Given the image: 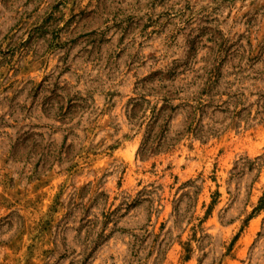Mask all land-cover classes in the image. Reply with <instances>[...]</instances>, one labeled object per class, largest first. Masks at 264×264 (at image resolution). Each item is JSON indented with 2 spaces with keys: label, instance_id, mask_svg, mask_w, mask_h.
<instances>
[{
  "label": "rangeland",
  "instance_id": "1",
  "mask_svg": "<svg viewBox=\"0 0 264 264\" xmlns=\"http://www.w3.org/2000/svg\"><path fill=\"white\" fill-rule=\"evenodd\" d=\"M0 264H264V0H0Z\"/></svg>",
  "mask_w": 264,
  "mask_h": 264
},
{
  "label": "trees",
  "instance_id": "2",
  "mask_svg": "<svg viewBox=\"0 0 264 264\" xmlns=\"http://www.w3.org/2000/svg\"><path fill=\"white\" fill-rule=\"evenodd\" d=\"M165 99H168V97L167 98H164V100ZM166 101V100H165ZM165 109H166V105H162L161 106V108H159V111L157 112V115H155V116H153V118H154V121H153V123H155L156 121H157V119H158V114H161L162 112H164L165 111ZM190 127L188 126V128L187 129H189ZM162 130H163V127L161 128V126H160V129H159V132H158V137H160V135H162ZM162 142H161V140H157V145H156V148L155 149H157V148H160L161 147V144ZM144 145L145 146H147V141H146V139H145V141H144ZM153 147V144H150L149 146H148V148H144V150L146 151L147 149H151Z\"/></svg>",
  "mask_w": 264,
  "mask_h": 264
}]
</instances>
